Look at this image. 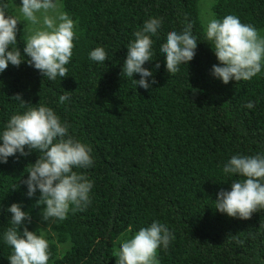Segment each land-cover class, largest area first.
Listing matches in <instances>:
<instances>
[{
	"label": "trees",
	"instance_id": "trees-1",
	"mask_svg": "<svg viewBox=\"0 0 264 264\" xmlns=\"http://www.w3.org/2000/svg\"><path fill=\"white\" fill-rule=\"evenodd\" d=\"M61 1L77 23L67 75L49 81L26 62L0 74V128L23 110L13 98L19 93L30 105L52 107L92 148L94 165L76 169L93 181L90 203L54 223L48 264H115L120 238L154 220L173 233L158 250L160 264H264V209L239 219L214 208L217 192L241 179L224 174V163L232 155L264 153V71L227 84L211 75L218 61L204 41L198 0ZM5 2L16 15L11 0ZM211 10L213 18L232 14L264 27V0H213ZM153 17L162 19L152 37L157 55L144 67L159 69L145 90L122 73V64L134 33ZM187 23L200 39L196 55L170 75L158 50L169 32ZM17 27L23 51L27 38L21 22ZM97 46L107 51L104 64L89 58ZM62 94L69 99L58 103ZM17 156L0 163V237L10 226L5 209L11 203L29 212L31 231V218L43 208L39 191L29 198L22 184L38 152ZM11 253L0 239V264H10Z\"/></svg>",
	"mask_w": 264,
	"mask_h": 264
},
{
	"label": "clouds",
	"instance_id": "clouds-1",
	"mask_svg": "<svg viewBox=\"0 0 264 264\" xmlns=\"http://www.w3.org/2000/svg\"><path fill=\"white\" fill-rule=\"evenodd\" d=\"M22 20L31 26L25 29L29 34L23 51L17 46V26ZM161 26V18L146 20L128 44L122 64V73L145 90L155 85V80L150 78L159 64L152 69L144 65L157 55L152 37L158 35ZM76 37L77 23L62 10L60 0H20L18 15L9 14L7 3L0 0V74L9 65L19 67L26 62L49 81L64 78ZM199 40L192 32L191 23L166 35L158 54L163 57L170 75L178 73L181 65H187L195 57ZM204 41L210 44L218 61L212 65L211 75L223 83L248 81L264 71V36L239 17L228 14L207 20ZM89 58L104 64L108 60L107 51L97 46L89 52ZM134 74H139V79L133 78ZM13 98L23 110L12 114L0 128V163H7L9 157L19 158L17 154L28 156L38 152L22 184L29 198L39 191L37 201L43 202L41 219L49 227L65 219L71 210L90 203L93 181L76 169L94 165L92 148L70 132L68 122L52 107L44 103L30 105L19 93ZM68 99L67 94H62L58 103ZM246 106L251 108V102ZM222 171L228 177L236 175L241 179L232 180L230 189L217 192L214 200L217 211L248 219L264 209V153L232 155ZM20 187L18 183L13 186ZM5 211L11 213L10 226L0 239L12 248L8 257L10 264H48L49 241L39 230L31 231L25 226L26 220H30L29 212L23 210L20 202L11 203ZM172 239L170 229L154 220L120 244L116 264H160L158 250L166 249Z\"/></svg>",
	"mask_w": 264,
	"mask_h": 264
},
{
	"label": "rangeland",
	"instance_id": "rangeland-1",
	"mask_svg": "<svg viewBox=\"0 0 264 264\" xmlns=\"http://www.w3.org/2000/svg\"><path fill=\"white\" fill-rule=\"evenodd\" d=\"M212 2H213V0H198L200 17L202 18L205 25L207 23V20L213 18V13L211 10ZM11 4H12V7H13L16 15H18V6L20 5V0H11ZM60 4L62 6L61 0H60ZM62 10H63V8H62ZM20 22L22 23L23 31H24V34L27 38L29 33L25 29L30 28L31 26L25 25L26 21L22 20ZM258 31L260 32V34L262 36H264V27L261 29H258ZM31 222H32L33 231L39 230L48 240H53V241L55 240L54 239V230H53L54 224H52L48 227V222L43 221L41 219V210L31 218ZM127 238H129V236ZM127 238H126V234L124 236H122L119 240L120 244ZM119 246L117 247V253L119 250ZM58 247H60V249L64 248V246L60 245V244L58 245ZM115 264H116V261H115Z\"/></svg>",
	"mask_w": 264,
	"mask_h": 264
}]
</instances>
